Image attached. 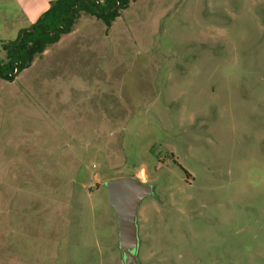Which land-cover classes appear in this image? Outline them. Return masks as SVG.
Listing matches in <instances>:
<instances>
[{
  "label": "rangeland",
  "instance_id": "obj_1",
  "mask_svg": "<svg viewBox=\"0 0 264 264\" xmlns=\"http://www.w3.org/2000/svg\"><path fill=\"white\" fill-rule=\"evenodd\" d=\"M132 175L156 188L139 264H264V0L83 12L0 78V264H122L105 182Z\"/></svg>",
  "mask_w": 264,
  "mask_h": 264
},
{
  "label": "trees",
  "instance_id": "obj_2",
  "mask_svg": "<svg viewBox=\"0 0 264 264\" xmlns=\"http://www.w3.org/2000/svg\"><path fill=\"white\" fill-rule=\"evenodd\" d=\"M135 0H53L37 21L22 29L17 38L4 44L6 60L0 59V78L13 81L28 68L35 57L69 34L81 13L91 14L107 26L119 17L121 10Z\"/></svg>",
  "mask_w": 264,
  "mask_h": 264
},
{
  "label": "water",
  "instance_id": "obj_3",
  "mask_svg": "<svg viewBox=\"0 0 264 264\" xmlns=\"http://www.w3.org/2000/svg\"><path fill=\"white\" fill-rule=\"evenodd\" d=\"M109 205L115 209L118 221V250L122 264L140 263L138 213L144 199L154 197L156 188L140 177L121 176L105 182Z\"/></svg>",
  "mask_w": 264,
  "mask_h": 264
},
{
  "label": "crops",
  "instance_id": "obj_4",
  "mask_svg": "<svg viewBox=\"0 0 264 264\" xmlns=\"http://www.w3.org/2000/svg\"><path fill=\"white\" fill-rule=\"evenodd\" d=\"M11 1L13 6L17 4L19 9L23 12L26 19L24 27L28 28L30 25L34 24L37 21V19L46 10L49 9L51 5V1L53 0H11ZM4 8L6 9L7 14L10 13V3L6 4Z\"/></svg>",
  "mask_w": 264,
  "mask_h": 264
}]
</instances>
